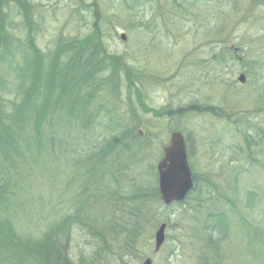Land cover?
I'll use <instances>...</instances> for the list:
<instances>
[{
	"label": "rangeland",
	"instance_id": "1",
	"mask_svg": "<svg viewBox=\"0 0 264 264\" xmlns=\"http://www.w3.org/2000/svg\"><path fill=\"white\" fill-rule=\"evenodd\" d=\"M19 1L26 16L0 0L14 43L31 28L57 75L83 61L100 83L87 111L72 108L69 86L62 100L40 91L48 110L56 100L43 148L25 138L30 125H12L15 150L30 152L14 157L17 198L0 208V264H39L49 230L74 264H264V0ZM13 56L0 63L8 88L23 72ZM3 93L7 115L19 95ZM171 132L196 186L164 207L156 165Z\"/></svg>",
	"mask_w": 264,
	"mask_h": 264
},
{
	"label": "trees",
	"instance_id": "2",
	"mask_svg": "<svg viewBox=\"0 0 264 264\" xmlns=\"http://www.w3.org/2000/svg\"><path fill=\"white\" fill-rule=\"evenodd\" d=\"M13 1H15L19 6L20 11L24 16H26L27 13L29 14L30 11H28V8L25 10V6H22V2L19 0ZM14 42L15 40L12 39L11 35L7 34L4 22L0 18V63L2 61H8L14 57L13 54L15 51H20L23 54V72L17 71L13 68L15 73L14 77L17 82L15 88L6 87L7 84L3 83L5 81L0 80V103H2L0 105L4 104L3 96H1L2 94L4 95V91H6L8 95H19L18 99L10 103L12 108L11 112L4 115V112L0 111V208H2L6 203L8 204L9 200L11 201L12 199L17 198V194L14 195L15 193L12 192L18 184V182H16L17 179L13 174L17 173V169L15 168V158H20L22 160L20 156L23 148L29 149L28 152H30V148L28 146L22 147L20 153L15 150L17 135L14 130L12 132V125L14 124V126L18 129H20V126L25 124L30 125L28 131L24 134L25 138L33 140L34 143L43 148L42 142H45V138L43 139L45 130L43 125L46 124V122L51 124L52 120H50L49 116L52 114L49 110L55 105L56 100L54 99L48 101V106L50 107L48 110V107L45 105V98L39 95V93H41L40 91L47 89H51L53 92L61 91L60 94L62 100L64 96L63 89L69 86L72 94L70 97L72 108L75 109V107H79L82 105V101L84 100L85 105L87 106L85 110L87 111L91 103V91L96 89L91 86L98 87L97 85L100 83V81L97 82L98 78L96 75L100 71L99 67H97L96 70H89V72H87V69L83 65V61H79L76 65H65L64 67H66V72L63 69L60 71V74L57 75V73L53 71V67L55 63L57 65L61 64L55 60L53 54H50L48 58H44L41 54H38L35 51L36 49L33 47L34 44L31 28L25 36V40L21 42V44H19L20 40H17L16 43ZM71 47L72 46H70V48ZM70 67L75 68V72L78 74V77L82 78L81 80L83 81L76 79L71 83L70 76L72 75H70ZM95 75L96 77H93ZM1 77L2 76L0 75V79ZM46 114L48 115L45 116ZM45 117H48L49 120L47 119L48 121H45ZM21 129L24 130L23 128ZM18 191L19 190L17 189V192ZM18 209L15 208L17 213H19ZM126 232L128 234L126 236L130 238L127 239L128 242H125V244L126 247L130 248L131 245L135 243V234L134 236L129 235V230H126ZM44 237L45 238H41L40 241H36L41 249H43L39 264H74L68 257L67 253H65L64 249L55 245L57 243H53L51 246L48 245L49 240L53 238L50 230L46 232Z\"/></svg>",
	"mask_w": 264,
	"mask_h": 264
},
{
	"label": "water",
	"instance_id": "3",
	"mask_svg": "<svg viewBox=\"0 0 264 264\" xmlns=\"http://www.w3.org/2000/svg\"><path fill=\"white\" fill-rule=\"evenodd\" d=\"M240 84L245 82L241 74L237 78ZM162 158L157 164V187L161 202L168 206L172 203L182 202L193 189V181L187 163L185 143L182 135L172 132L169 143L162 149ZM165 225H161L154 233V249L156 253L164 242ZM142 264H151L147 258Z\"/></svg>",
	"mask_w": 264,
	"mask_h": 264
}]
</instances>
